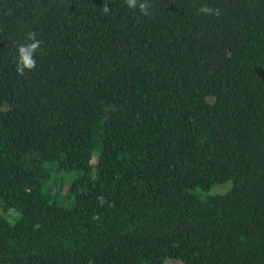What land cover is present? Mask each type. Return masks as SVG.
Segmentation results:
<instances>
[{"label": "trees", "instance_id": "16d2710c", "mask_svg": "<svg viewBox=\"0 0 264 264\" xmlns=\"http://www.w3.org/2000/svg\"><path fill=\"white\" fill-rule=\"evenodd\" d=\"M149 3L0 0V264H264V0Z\"/></svg>", "mask_w": 264, "mask_h": 264}, {"label": "clouds", "instance_id": "9594fccd", "mask_svg": "<svg viewBox=\"0 0 264 264\" xmlns=\"http://www.w3.org/2000/svg\"><path fill=\"white\" fill-rule=\"evenodd\" d=\"M125 3L130 10L138 9L141 15L150 16L149 8L151 4L149 0H125ZM104 11H109V8L105 6ZM198 13L205 16H219L220 10L202 5L198 9ZM27 40L29 41L28 43H22L17 48L16 72L20 76L25 75L26 71L30 72L35 69L37 63L35 56L41 43L36 39L34 32L28 34Z\"/></svg>", "mask_w": 264, "mask_h": 264}, {"label": "rangeland", "instance_id": "374dc122", "mask_svg": "<svg viewBox=\"0 0 264 264\" xmlns=\"http://www.w3.org/2000/svg\"><path fill=\"white\" fill-rule=\"evenodd\" d=\"M229 184L228 183H225V184H221V185H217V186H214L212 189H211V193L213 192H224L225 190H227ZM166 264H181L180 262L178 261H172V260H168Z\"/></svg>", "mask_w": 264, "mask_h": 264}]
</instances>
